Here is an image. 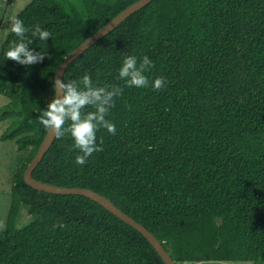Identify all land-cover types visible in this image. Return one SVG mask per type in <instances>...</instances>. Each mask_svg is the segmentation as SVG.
<instances>
[{
  "label": "trees",
  "instance_id": "1",
  "mask_svg": "<svg viewBox=\"0 0 264 264\" xmlns=\"http://www.w3.org/2000/svg\"><path fill=\"white\" fill-rule=\"evenodd\" d=\"M136 0H31L15 18L52 37L30 45L47 54L24 66L0 51L1 139L21 153L11 179L0 264H166L133 225L83 194L28 184L24 172L47 129L38 115L53 93L56 71L74 48ZM126 55L154 67L145 88L127 87L118 72ZM89 73L117 84L103 151L84 166L70 134L55 137L33 175L105 194L149 228L178 262H264V0H151L68 64L64 79ZM166 85H151L157 77ZM92 109H86L90 111ZM26 203L33 216L16 225ZM63 225V227H53Z\"/></svg>",
  "mask_w": 264,
  "mask_h": 264
},
{
  "label": "clouds",
  "instance_id": "2",
  "mask_svg": "<svg viewBox=\"0 0 264 264\" xmlns=\"http://www.w3.org/2000/svg\"><path fill=\"white\" fill-rule=\"evenodd\" d=\"M11 32L18 37L6 51L7 60L17 64L30 66L42 63L46 55L30 45L33 40L26 33L31 31L32 37L47 41L52 37L51 31L37 24L29 30L19 18L10 21ZM154 67V62L144 55L141 58L135 55H126L118 72V79L126 86L145 88L149 86L146 73ZM167 81L164 77L155 78L152 87L159 91ZM53 96L47 107L38 115V120L45 129L57 138L70 134L74 140L73 148L79 150L75 156V163L80 166L87 164L93 153L103 151V138L97 143V132L106 129L111 135L117 131L116 124L108 119L110 110L115 106L116 99L123 94V87L117 84L98 85L91 75L85 73L80 80H65L58 72L52 81ZM92 109L86 111V109ZM63 225H53V227ZM4 225L0 224V229ZM178 263V262H177ZM180 264V263H178Z\"/></svg>",
  "mask_w": 264,
  "mask_h": 264
},
{
  "label": "water",
  "instance_id": "3",
  "mask_svg": "<svg viewBox=\"0 0 264 264\" xmlns=\"http://www.w3.org/2000/svg\"><path fill=\"white\" fill-rule=\"evenodd\" d=\"M150 1L151 0H136L132 2L129 6L124 8L117 15H115L105 25H103L101 28L96 30L86 40H84L76 48H74L69 54H67L65 59L59 65L56 71V75L58 72L62 77H64L65 70L69 63H71L77 56L82 54L86 49H88L101 37L105 36L110 31H112L116 26H118L132 13L139 10L140 8L148 4ZM52 96L53 93L50 94L49 98H52ZM54 139H55V135L50 133V131L48 130L36 154L34 155V157L29 162L28 166L25 169L24 172L25 181L39 190H46L49 192L64 193V194L77 193L91 197L92 199L96 200L97 202L105 206L107 209H109L110 211H112L113 213H115L116 215H118L119 217L130 223L131 225H133L139 231H141L154 245V247L159 252V254L161 255V257L163 258L166 264H178L177 261L172 257L170 252L165 248L163 242L149 228H147L143 223H141L133 216H131L129 213H127L119 206H117L113 202V200L108 196H106L105 194H102L99 191L94 190L93 188L90 187L64 186V185L50 183L47 181L39 180L33 175V170L38 165V163L43 159L44 155L46 154L47 150L50 148Z\"/></svg>",
  "mask_w": 264,
  "mask_h": 264
},
{
  "label": "rangeland",
  "instance_id": "4",
  "mask_svg": "<svg viewBox=\"0 0 264 264\" xmlns=\"http://www.w3.org/2000/svg\"><path fill=\"white\" fill-rule=\"evenodd\" d=\"M31 0H0V51L1 46L10 33V21L16 17ZM9 101L7 95L0 93V106ZM7 121H0V224L7 226V218L11 205V179L14 170L20 163L21 153L17 149L14 140L1 139V133L5 129ZM33 219L26 203H22L16 225L19 228L25 227ZM180 264H260L251 260H194L185 261ZM261 264H264L261 263Z\"/></svg>",
  "mask_w": 264,
  "mask_h": 264
}]
</instances>
